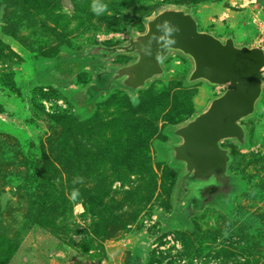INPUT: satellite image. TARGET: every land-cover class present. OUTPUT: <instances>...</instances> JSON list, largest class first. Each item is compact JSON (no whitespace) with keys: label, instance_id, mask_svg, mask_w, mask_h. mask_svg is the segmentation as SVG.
<instances>
[{"label":"rangeland","instance_id":"obj_1","mask_svg":"<svg viewBox=\"0 0 264 264\" xmlns=\"http://www.w3.org/2000/svg\"><path fill=\"white\" fill-rule=\"evenodd\" d=\"M93 4H0V264H123L129 254L142 263L155 255L161 264L226 256L264 264V69L242 141L219 144L223 182L185 178L175 150L177 131L226 86L191 80L193 60L178 50L141 86L120 75L138 61L121 48L164 11L264 50V0H95L99 14ZM253 188L259 198L250 200ZM238 209L262 225L237 224Z\"/></svg>","mask_w":264,"mask_h":264},{"label":"water","instance_id":"obj_2","mask_svg":"<svg viewBox=\"0 0 264 264\" xmlns=\"http://www.w3.org/2000/svg\"><path fill=\"white\" fill-rule=\"evenodd\" d=\"M121 49L138 54L135 64L120 71L135 87L161 72L160 62L170 50L192 58L191 80L226 86L224 94L214 99L205 113L177 131L183 142L175 150V157L186 165L185 178L192 173L202 179L213 175L223 182L228 155L219 144L228 138L242 141L240 121L253 112L261 92L264 50L237 47L231 38L222 42L200 32L196 21L182 11L160 13L148 23L146 34Z\"/></svg>","mask_w":264,"mask_h":264},{"label":"trees","instance_id":"obj_3","mask_svg":"<svg viewBox=\"0 0 264 264\" xmlns=\"http://www.w3.org/2000/svg\"><path fill=\"white\" fill-rule=\"evenodd\" d=\"M3 0H0V4ZM173 4H175L173 2ZM178 4V3H177ZM60 147V146H59ZM58 149H56L57 151ZM147 150H148V145H147ZM61 151L62 148H61ZM235 163H236V160H235V155H233L231 157V163H230V167L231 169H233L235 167ZM143 168L147 169V170H150V166L148 165V162H144L142 165H141ZM256 189L257 188H253V190L251 191V196H249L250 200H253V199H256V198H259V194L256 192ZM236 215L238 216V218L240 219V221L237 223L239 225L243 224V225H246L248 224L250 227L252 226H256V225H262L261 223H259L258 221L255 220V217L249 215V213L241 210V209H238L237 212H236ZM37 224H40L41 226H48V225H45L44 223H39L37 222ZM229 228H231L233 230L232 234H235L236 231H239V228L235 227L234 223L233 222H229ZM225 232V231H224ZM197 233V230H193V232H191V237H194ZM221 236L223 235L222 233L220 234ZM219 236V235H218ZM203 252V251H202ZM216 258V257H215ZM217 259V258H216ZM210 261H205L203 264H209ZM161 264L162 263V258L161 257H156L155 255L151 256L149 255V257L146 259V262L145 263H142L141 262V259L139 257H132L130 254L128 255V257L125 259L124 263L123 264ZM216 264H228V261H227V256L224 258V260L220 259L216 261ZM238 264H248V263H238Z\"/></svg>","mask_w":264,"mask_h":264},{"label":"clouds","instance_id":"obj_4","mask_svg":"<svg viewBox=\"0 0 264 264\" xmlns=\"http://www.w3.org/2000/svg\"><path fill=\"white\" fill-rule=\"evenodd\" d=\"M105 7H106V6H105ZM102 8H103V7H101V8H97V6H96V4H95V0H94L93 10L96 11L97 14H99V11L102 10ZM176 32H177V33L179 32V29H178V28L176 29ZM170 43H175V41H174V40H171ZM78 195H79V193H78L76 190H74L73 193H72V197H73V198H76Z\"/></svg>","mask_w":264,"mask_h":264}]
</instances>
